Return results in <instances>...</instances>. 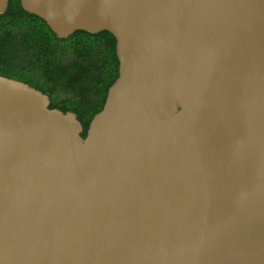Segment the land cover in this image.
<instances>
[{"label":"water","instance_id":"water-1","mask_svg":"<svg viewBox=\"0 0 264 264\" xmlns=\"http://www.w3.org/2000/svg\"><path fill=\"white\" fill-rule=\"evenodd\" d=\"M21 5L119 76L85 137L0 76V264H264V0Z\"/></svg>","mask_w":264,"mask_h":264},{"label":"trees","instance_id":"trees-1","mask_svg":"<svg viewBox=\"0 0 264 264\" xmlns=\"http://www.w3.org/2000/svg\"><path fill=\"white\" fill-rule=\"evenodd\" d=\"M116 46L108 31H77L60 39L21 0H9L0 14V76L41 91L50 109L76 114L83 137L119 76Z\"/></svg>","mask_w":264,"mask_h":264}]
</instances>
